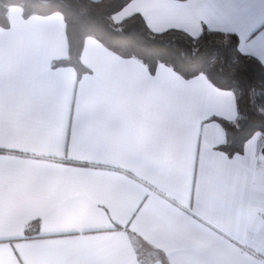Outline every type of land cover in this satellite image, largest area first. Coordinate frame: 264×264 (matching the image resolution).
Returning <instances> with one entry per match:
<instances>
[{"label": "crops", "instance_id": "crops-1", "mask_svg": "<svg viewBox=\"0 0 264 264\" xmlns=\"http://www.w3.org/2000/svg\"><path fill=\"white\" fill-rule=\"evenodd\" d=\"M213 2L194 0L197 7ZM134 14L154 33L197 31L195 12L186 15L165 0H130L113 21ZM7 19L0 27V68L25 89L41 127L75 122L93 154L116 166L110 181L67 188L56 202L80 226L101 229L87 241L91 258L98 264H264V171L222 169L213 155L221 136L216 123L197 129L188 122L174 136L162 134L150 116L134 111L150 72L140 61L88 38L77 75L71 66H54L67 59L60 14L24 18L13 6ZM3 259L15 258L6 251Z\"/></svg>", "mask_w": 264, "mask_h": 264}, {"label": "snow or ice", "instance_id": "snow-or-ice-1", "mask_svg": "<svg viewBox=\"0 0 264 264\" xmlns=\"http://www.w3.org/2000/svg\"><path fill=\"white\" fill-rule=\"evenodd\" d=\"M165 4L186 15L196 13L193 42L205 29L223 38L222 63L209 71L201 55H183L187 75L168 65L145 72L144 95L134 111L146 113L154 129L168 136L188 122L197 129L216 123L221 136L213 155L219 166L264 171V3ZM253 66L258 75L250 71ZM226 122L242 133L231 142ZM115 168L93 154L75 122L69 126L63 119L42 128L25 89L0 68V264L6 251L15 258L11 264H98L87 254V241L101 229L80 226L56 202L67 188L89 190L110 181Z\"/></svg>", "mask_w": 264, "mask_h": 264}, {"label": "trees", "instance_id": "trees-1", "mask_svg": "<svg viewBox=\"0 0 264 264\" xmlns=\"http://www.w3.org/2000/svg\"><path fill=\"white\" fill-rule=\"evenodd\" d=\"M129 1L0 0V27L8 26L7 11L13 6L21 9L24 18L60 14L67 41V59L56 62L54 66H71L77 75L84 71L79 56L84 41L88 38L97 40L120 57L140 61L150 72L159 65H168L176 72L187 75L183 55L193 54L201 55V59L207 61L209 71L220 66L225 41L216 33H210L205 29L204 35L193 42L191 36L181 31L154 33L148 29L142 17L136 14L115 23L113 17ZM250 71L255 75L259 74V68L256 66ZM244 113V104L241 102L240 117H243ZM237 122L241 126L245 125L243 118H238ZM225 127L228 129L230 142L234 136L242 134L236 131L231 122H226Z\"/></svg>", "mask_w": 264, "mask_h": 264}]
</instances>
